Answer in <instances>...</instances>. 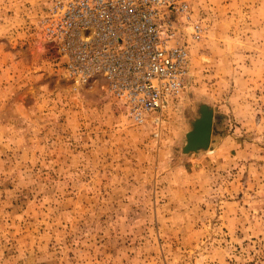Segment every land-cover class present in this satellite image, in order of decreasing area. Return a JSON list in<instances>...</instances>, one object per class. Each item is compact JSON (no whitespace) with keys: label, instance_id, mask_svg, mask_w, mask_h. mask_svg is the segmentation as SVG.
Wrapping results in <instances>:
<instances>
[{"label":"rangeland","instance_id":"rangeland-1","mask_svg":"<svg viewBox=\"0 0 264 264\" xmlns=\"http://www.w3.org/2000/svg\"><path fill=\"white\" fill-rule=\"evenodd\" d=\"M48 1L0 0V264H264V0H194L198 37L170 17L185 88L143 125L65 78Z\"/></svg>","mask_w":264,"mask_h":264},{"label":"built area","instance_id":"built-area-1","mask_svg":"<svg viewBox=\"0 0 264 264\" xmlns=\"http://www.w3.org/2000/svg\"><path fill=\"white\" fill-rule=\"evenodd\" d=\"M193 1L49 0L39 33L66 79L79 85L100 80L131 121L143 125L185 88L188 53L170 17L198 37Z\"/></svg>","mask_w":264,"mask_h":264},{"label":"water","instance_id":"water-1","mask_svg":"<svg viewBox=\"0 0 264 264\" xmlns=\"http://www.w3.org/2000/svg\"><path fill=\"white\" fill-rule=\"evenodd\" d=\"M212 111L201 107L198 118L191 123V130L185 135V154H197L207 150L212 131Z\"/></svg>","mask_w":264,"mask_h":264},{"label":"bare ground","instance_id":"bare-ground-1","mask_svg":"<svg viewBox=\"0 0 264 264\" xmlns=\"http://www.w3.org/2000/svg\"><path fill=\"white\" fill-rule=\"evenodd\" d=\"M62 61L65 63V62H67V59H66V58H64Z\"/></svg>","mask_w":264,"mask_h":264}]
</instances>
